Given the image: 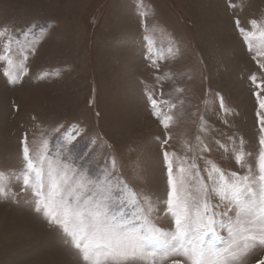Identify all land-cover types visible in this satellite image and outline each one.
Here are the masks:
<instances>
[{"label":"rangeland","instance_id":"rangeland-1","mask_svg":"<svg viewBox=\"0 0 264 264\" xmlns=\"http://www.w3.org/2000/svg\"><path fill=\"white\" fill-rule=\"evenodd\" d=\"M228 2L0 0V30L41 37L21 82L9 84L0 66V171L23 167L25 132L31 147L47 140L51 158L93 179L115 161L121 186L150 197L160 208L157 224L172 228L163 207L165 151L182 155L199 137L212 145L211 159L239 171L214 141L243 140L253 160L260 147L257 112L264 110L255 93L264 89L251 76L259 82L261 72L234 21L249 28L251 20L264 22V0ZM150 95L176 104L169 129L152 116ZM262 257L257 251L247 264ZM0 264L79 261L59 245L56 230L0 203Z\"/></svg>","mask_w":264,"mask_h":264},{"label":"snow or ice","instance_id":"snow-or-ice-1","mask_svg":"<svg viewBox=\"0 0 264 264\" xmlns=\"http://www.w3.org/2000/svg\"><path fill=\"white\" fill-rule=\"evenodd\" d=\"M227 7L235 5L229 0ZM249 25L234 21L261 72L259 82L256 75L251 80L264 89V22ZM32 35L24 31L21 39L7 28L0 30V66L9 84L27 75L29 54L41 38ZM255 95L264 110V92ZM149 102L152 116L169 129L176 104L152 95ZM257 117L261 135L254 160L243 140L238 145L231 138L214 141L239 171L225 170L211 159L212 145L199 137V144L186 145L182 155L164 152L168 193L163 207L174 220L168 230L157 224L160 208L150 197L121 186L115 161L102 179H93L61 157L51 158L47 140L31 147L27 132L20 139L23 167L0 171V203L26 210L56 230L59 245L79 264H247L264 251V111ZM255 264H264V257Z\"/></svg>","mask_w":264,"mask_h":264}]
</instances>
